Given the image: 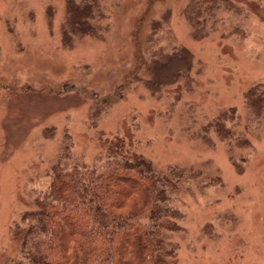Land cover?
Listing matches in <instances>:
<instances>
[{"label": "rangeland", "instance_id": "obj_1", "mask_svg": "<svg viewBox=\"0 0 264 264\" xmlns=\"http://www.w3.org/2000/svg\"><path fill=\"white\" fill-rule=\"evenodd\" d=\"M85 1L100 38L65 32L68 0H0V264L55 161L98 160L122 138L196 174L176 192V264H264V0H229L199 40L194 0ZM173 51L189 77L155 92L145 70Z\"/></svg>", "mask_w": 264, "mask_h": 264}, {"label": "trees", "instance_id": "obj_2", "mask_svg": "<svg viewBox=\"0 0 264 264\" xmlns=\"http://www.w3.org/2000/svg\"><path fill=\"white\" fill-rule=\"evenodd\" d=\"M230 5L229 0L192 1L186 18L196 39L206 37L216 11ZM97 6V1L68 0L65 32L97 38L92 25ZM187 55L170 52L169 64L154 58L145 70L152 77L142 81L156 92L189 77ZM256 94L253 90L249 100ZM217 128L219 123L209 125L202 136ZM67 151L51 167L50 190L16 223L18 246L1 264H176L183 220L176 192L196 174L158 169L126 138L108 144L98 160ZM211 182L222 185L217 178Z\"/></svg>", "mask_w": 264, "mask_h": 264}]
</instances>
